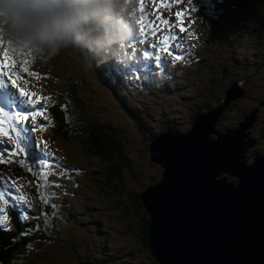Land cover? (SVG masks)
I'll return each mask as SVG.
<instances>
[{
	"label": "rangeland",
	"instance_id": "rangeland-1",
	"mask_svg": "<svg viewBox=\"0 0 264 264\" xmlns=\"http://www.w3.org/2000/svg\"><path fill=\"white\" fill-rule=\"evenodd\" d=\"M65 1L70 2L69 3L70 9L68 13L62 14L65 20V24L69 21L67 20L69 14L73 11H76L79 14L82 10H86L90 16V19L88 20L87 23H81L76 27L75 34L82 35L83 39L81 41H76L75 39H71L70 41L58 42L57 44L54 45L41 43L37 39L38 33L41 31L52 30L51 26L49 25L50 24L49 18L51 17V14L49 13L50 12L49 6L47 10L45 9V7L30 9V10H35L37 14V18L31 23H29L28 26L25 25L27 31L24 40L30 39L32 44L38 46L43 51H47L49 55L46 58H38L34 61L33 70L31 71L30 76L24 81L18 79V75L16 74V84L21 86V87L16 86L17 92L16 93L13 92L16 94L17 97L16 107H5V111L0 114V121H4L3 124H0V127L4 128L6 131L7 130L11 131L16 136H19L20 138L18 139L24 137L23 138L24 140H22L23 144H21L20 142L21 146L30 145V142L34 141V137L37 138L36 144L39 145V148L35 146L37 148L36 149L37 153L35 156L38 155L39 157H41L43 161L47 162V165H50V167L45 166L43 163H41L39 167L37 166L36 167L40 171V174L42 175L41 176L42 179H46V178L48 179L53 176L56 180V183H60L63 179L67 178L69 171L68 169H66L68 165L64 163L66 158V153H64V149H65V146L63 144L64 141L61 140L55 134L53 135L54 132L52 133V130H54V128H58L59 126L53 108L56 106L61 108H68L70 111V115L67 120L72 121V119H74V113L77 110L76 108L77 106L73 100H69V98L66 96L58 97L59 99H62L59 100L56 96L52 95L55 94L53 88L56 85L70 87V85H68L70 81V76H74L73 73L78 70L89 72L91 70L89 61L90 59L97 57L99 51H102L104 55L102 62H99V60L94 62L95 69L98 72V75L97 76L93 75L90 78H88L89 81L87 84L88 92L86 95L85 89L84 88L82 89L81 94L83 95L82 97L84 98H81V100L85 103L87 107L86 110L88 116L92 118V120L98 121L103 124H108L115 131H119L122 137L126 138L127 137L126 134H124V132H122L119 129L118 125L114 123V122H122L120 127L127 132L129 131L128 125L125 122V118L123 116L124 114L123 109L126 106V102L131 103L133 107L146 106V108L152 107L153 111L168 112V116L164 118V121L169 120L170 122L174 123V125L172 126V131H175V133L181 132L183 129H187L186 127L187 125L185 126V128L179 125L180 121H184V123H187V115L179 114L178 110L184 106L183 103L185 102V100L187 102L190 101L189 97L183 94L178 95L177 93L171 91L168 88L167 83L163 84V80H165V77L162 74H156L160 71V68H158V66H161L168 59L177 62L179 64L180 62L187 61L190 58V60L193 63L195 59L201 57L202 54L200 49H205L206 50L205 55H207L211 59V61L214 62L222 61L221 64L222 66L223 64H225L226 60L228 59V57H226V55L224 54L228 52L227 51L228 48L230 50L233 49V47L236 45V42L239 45H242L244 41L250 40L244 43L243 46L246 47V44L252 41L258 51L262 52L264 50V2L263 1L260 3L258 1H253L249 6L248 10L244 8L246 10V11L244 10L246 14L245 19H241V20L237 19L232 23H227V21H224L223 19L219 18L215 26L216 32L210 33V36L215 40L218 39V37H222L223 39L219 47L215 49L214 48L206 49V45L203 44V41L201 40L202 38L200 37V32L202 31V27L204 25L202 23L196 22L199 21V17H191L190 15L185 14L186 12L187 13L194 12V6H193L194 0H187V2H184V0H168L167 2H165V4H162L160 2L157 3L151 0H144V1L142 0H83V2H79V3L75 2V0H65ZM212 1H213L212 4L213 8H215L216 3H220V0H212ZM11 2L12 0H0V8L6 9L7 5ZM141 4H143L144 6L143 12L140 11ZM155 7H157V11L153 10ZM165 9H166L165 12L166 14L164 13ZM148 11L154 13L152 14L151 17L149 16V18L147 17ZM173 12L176 13L179 12L181 13V15L178 17L176 13ZM118 21L123 22L125 24V27H122L121 29H116L115 26ZM139 21H141V23H139ZM164 21H167L168 23H164ZM134 25H139L141 27L143 26V30L149 32V35H147V33L144 31L140 32L141 34L140 35L133 28ZM153 27H155V31H153ZM181 29H183V31H181ZM56 30L59 29L56 28ZM185 33L187 34L183 35ZM235 39H237V41ZM152 40H154L155 42V45L153 47L148 45V42L150 43ZM163 41H167V43L165 44L163 43ZM72 43H75L74 48L71 46ZM86 44H88L87 47ZM11 46H14L13 37L10 39L9 43H6L4 39V31H2L0 28V61H3V67L0 68V72L2 73H4V70L8 68V64H7L8 61L3 60V52L7 50L9 53V58L11 60L13 54ZM169 52H172L173 55H169L168 54ZM20 53L24 57L27 56V53L23 50V48H20ZM246 53H248L246 50L241 49L240 59H242V57H244ZM175 55H179L181 59L179 61L174 59ZM223 56H225V59H223L224 58ZM258 56L263 61L264 56H261L259 54ZM231 62L232 65L235 68H237L238 71L237 79L243 81L235 82L233 88L229 89L230 90L229 98L230 101L232 100L237 101L241 99L240 100L241 104L238 103V107L240 109L241 105L244 106L247 105L245 100L248 98L247 96H245L244 92L247 88V91L249 93V88H250L249 83L250 81H252V78L249 77L246 73L252 74L253 72H249L248 70H246L249 68L248 64L246 62L237 59V57L234 58ZM153 68L155 71L151 70ZM104 69H111V71L113 72L112 74L117 81L115 90L117 92L120 91V96L123 97L124 100L118 99L117 96L114 95L113 91L109 88L110 86L102 78V73H105L106 76H109V74ZM56 72L57 74L54 77V73ZM153 73L156 75L154 76ZM258 73L261 74L260 70H258ZM45 74L51 75V78H49L50 82L49 83L47 82L48 84L44 82V80L46 79V77L44 76ZM154 77H158V78L154 79ZM149 78L153 79L152 82ZM12 80H14V76L12 75L11 71H7L5 81L3 79V75H0V82L4 81L5 85L8 86V90L14 89L12 85ZM60 80H62V82H60ZM140 85H142L141 89H143L142 94L140 93V91H137L139 90L138 86ZM159 85H162L165 88V91L160 92V95L158 94V92L160 91ZM182 86L183 85L181 84L178 85V87H182ZM19 89H23L25 92L28 93H34L35 96L20 97ZM141 95H143V97ZM165 97H167L168 102ZM180 97L185 98V100L181 101ZM21 99L24 100L36 99L37 103L35 108L28 105H21L20 104ZM2 100L3 98H1L0 102H2ZM105 103H107L110 108L115 109L114 111L115 117H113L110 114V110ZM263 103L264 101H262V103H260L254 109H252L249 114H253L256 111L261 110ZM0 106L3 105L0 104ZM146 108H145V114H146ZM186 108L192 110V106H190V104L189 106L186 104ZM213 109H215V112H217V114L220 115L222 110L224 113L228 108H224L222 102H219L216 106L211 107L209 110H213ZM103 111L107 113V116H109L111 120H108L106 122L100 121L101 120L100 114ZM188 111L190 112V110ZM37 112L42 113L41 116H37L35 118V119H41L43 125L41 127H38L35 124L34 120L32 119V114ZM16 113L21 114V119L24 115H28L29 116L28 121L22 122L20 124H16L13 119ZM138 113L139 112L136 111V115H139ZM248 115H246V121L248 120L249 117ZM149 117L153 120L152 115H150ZM221 117L219 118V122ZM235 118H237V116H235ZM138 119L140 123L143 124V122L147 121L148 118L141 116L138 117ZM152 120H151L152 127L154 128L155 123ZM211 121L216 122V118H213V120ZM253 123H258V125L264 124V115L259 116V121L257 119ZM250 124H252L251 121L247 126H250ZM73 125L75 128H78L79 126L78 123H74ZM13 126H15L18 131L13 132L12 131ZM218 126L219 125H215V129ZM110 127L108 128L110 129ZM261 127L262 126H260V130L262 129ZM236 129L237 127L235 129H232L231 131H226L225 136H233L236 132ZM165 130L166 129H163V131ZM9 131L8 133L12 135L11 132ZM145 131H146V126H145ZM145 131H144V135H145ZM257 132L259 133V130H257ZM130 133L127 134L130 135ZM134 133L135 132H133V135L131 136L133 139L135 138ZM215 134L218 135L217 131ZM162 135H164L166 138L187 136L184 134L175 135L170 133H165V134L162 133L161 136ZM189 135L191 137L192 134L189 133ZM234 137L236 138V145L238 146L243 145L244 147L243 150L245 152L248 151L247 148L249 150L252 149V147L250 146L248 147L246 143L247 140L246 136L238 137L237 134ZM139 139L141 142H143L142 138ZM71 140L73 144L79 145V141L75 138V136H72ZM162 140L163 138L160 137V141ZM156 141L157 140L155 139L152 143V152H153V145ZM205 143H207L206 137H205ZM230 146H231L230 141H227L223 149L225 151H228L231 149L229 148ZM45 152L48 153V155L46 156L43 155V153ZM179 152L186 153L185 150H180ZM144 154H145V149H144ZM116 155H117L116 157L120 156V154H116ZM261 157H264V154H261ZM12 158L16 160L19 164L23 163L22 165L25 166L26 162L25 159L23 158L22 153H18L16 156ZM164 160L167 163V167H163V168L167 169L168 173H172L170 170L171 167L167 162L168 161L167 156H165ZM183 160L184 161L179 159V163L183 167V170L185 171L184 168H186L189 165V162L185 158H183ZM143 161H144V157H143ZM59 162L64 164H60ZM91 162L92 161L89 160L88 164H84L83 161V164L89 166ZM214 162L215 161L210 162L208 157L204 160L205 166H208V164L213 166V172L216 170V164ZM254 163L255 162L253 161V162H249L248 164L255 165ZM248 164L245 165L248 167ZM28 165L29 167H31L30 163H28ZM224 166L225 169L222 170L221 174L216 178L217 181L214 182L210 181L209 187L205 185L204 188L201 187L197 188L196 185L194 184V181L192 182L193 179L189 177V175L187 177L185 176L186 183L190 179L193 188L192 189L183 188L182 193L186 195V197L194 198L195 196H197L198 198H196V200L198 202L201 200L204 201L205 199L208 198V200H211L212 202V207L214 209L213 211H217L218 209H220V205H221L219 201H221L222 203L224 202L225 205L229 202V199L226 197V190L223 189L224 187L223 185L227 184L226 181L228 180H223L224 179L223 177L230 176L232 174L233 169H230L228 167L236 168L231 160H228L226 165ZM140 168L141 170L143 169L144 171L143 166H141ZM31 169L33 168L31 167ZM185 174L187 175V173ZM201 174H206V173H201ZM111 175H109L107 181L113 190L115 188H113L111 182L113 183V185H116L117 190L109 196L114 202L126 201L127 196L130 197L136 195L141 191V189L138 188V185L141 186V183L137 184L136 181L134 180L124 181L123 176L121 178L122 183H120L119 180H117L116 178H112L110 182L109 179L111 178ZM5 176H7V174ZM143 178H144V173H143ZM143 178L142 181H139L142 182V184L144 183ZM245 181L246 180L243 175L239 179V181L234 183V185L237 184L238 187H240V185L244 186ZM168 183H174V181L171 180V178H169L166 180L165 184ZM118 184H122V186L119 187ZM260 184L264 185V180L262 179L261 182L259 178V173L255 171L253 180L251 181V185L258 186ZM16 185L17 187L20 188L24 187V185L21 182L19 183L16 182ZM124 189L126 190V193L124 192ZM249 189L250 192L246 189V187H243V190L247 196L246 200L249 202L250 199L254 198L255 196L254 199H257L256 200L257 202H255L254 204H260V203L263 204V200H264V197H262L263 193L255 191V189L251 188L250 186ZM175 191L168 192V190H166L162 192L163 196H161V194H157L155 204L160 203V205H162L163 203L162 197H168L170 199V197L173 196ZM195 192L197 193V195H195ZM204 192H206V196H203L201 194ZM237 192L238 189L235 188L233 193L237 194ZM190 195H194V196H190ZM92 199H88V200H92ZM144 202L142 201L143 205H145ZM91 203H93V205L95 206H99V200H93ZM124 204L125 203L122 204V207H124L123 206ZM192 204H195V201L190 199L185 209L184 208H179V209L180 210L184 209L192 212L194 211V215L200 219L199 223L195 224L194 222L190 223L187 221H183L185 220V217H183V214L179 212L178 217H176L173 220V222L176 223L174 229L175 231H178L179 236L180 235L183 236V227L187 228L193 225V227L191 228L192 229L191 232L188 234L189 237L192 236L193 233L195 234L192 236L190 240L195 241L196 239H199L201 237L203 238L201 242L198 241V243L201 245L197 248L196 251H194L195 259L201 260V262H204L205 264L206 262L204 259L206 257H204V255L207 254L208 244L211 239L206 232L205 229L206 227H204L205 229L204 232H201L199 228H203L202 224H204L205 223L204 221H206V220L204 221L201 220L202 216L206 218L207 216L210 215L206 214L205 216L204 215L199 216V212L205 210H196L199 209L198 205L193 206ZM53 208L56 211V207L53 206ZM126 208H128V206H126ZM209 213L211 214V212ZM12 214L14 217H16L19 220L23 219V214L21 212V209L17 207L13 209ZM91 214L92 212L89 215ZM102 214L103 213L100 211L101 217H103ZM214 217L216 218L217 215L215 214ZM214 217H212L209 220V222L206 223L208 227L214 228L215 225H211V223L214 222ZM35 220L36 221L33 223V230L38 231L36 226L37 223L39 222V217L36 216ZM103 220L105 221V217H103ZM198 224H200V226H198ZM102 227L105 228L104 222ZM237 233L241 234L242 231L241 232L238 231ZM244 233L246 234L247 237H249L250 235L249 242L244 248L254 250L251 244L252 242L251 238L253 233L249 232L248 230H246ZM14 237L15 239H13V242L11 244H20L19 242L21 240L16 235ZM207 240H209L208 243L205 242ZM21 244H24V242H21ZM96 246L97 244H93L92 246H90V249L98 248ZM140 249H141V243H140ZM140 249H139V255H140ZM166 250H167L166 247H162L159 249L156 248L153 249V253H156L159 257H163V256L167 257L169 253H167ZM228 250H229L228 248H225V251L222 250L220 252L216 250L215 254L218 255V253H220L221 256L223 253L228 252ZM254 251L255 252L253 253H257L256 256H258L260 252L262 253L264 252V249L254 250ZM150 252L152 253L151 250ZM36 254H43V253L34 251L32 252L31 256ZM109 254L110 256L111 255L117 256L118 253L109 252ZM134 254L137 256V253L134 252ZM256 256L253 255L252 257L250 255L249 256L247 255L244 262H246L247 264L255 263L257 261ZM90 258L92 259V256H90ZM165 261L166 263L170 262L168 257L165 258ZM171 262L173 261L171 260ZM75 264H89V262L88 260L85 259V261L80 260ZM133 264H140V263H138L137 259H135ZM223 264L226 263L223 262Z\"/></svg>",
	"mask_w": 264,
	"mask_h": 264
},
{
	"label": "trees",
	"instance_id": "trees-1",
	"mask_svg": "<svg viewBox=\"0 0 264 264\" xmlns=\"http://www.w3.org/2000/svg\"><path fill=\"white\" fill-rule=\"evenodd\" d=\"M167 1L168 0H163L161 3L164 4ZM196 1L198 3L197 8L199 10L196 14L202 15L205 18L210 17L208 19H202L204 27H202V31L200 32V37L202 38L201 40L206 45V49L213 46L218 47V44H220L223 39L222 37H219L217 40L218 43H216L210 36V19L220 16L224 21H227V23L231 22L233 19H228L227 13L223 11L221 7H219V9L222 10L221 13L216 12L217 8L216 6L213 8L212 0ZM221 1L223 2V0ZM231 1L234 4L233 6L237 7L239 5V2L235 0ZM6 9H8V12L6 13H8L9 17L5 26L6 28H9L14 23L22 25V22H27L26 24H28L31 20L37 18L35 10H14L9 9L8 7ZM45 9L47 10L48 6L45 7ZM210 12H212L211 16ZM49 13L52 14L51 11ZM149 13L150 11H148V14ZM55 14H61V12H56ZM77 15L78 12L73 11L69 14L67 20H70ZM150 15H152V12ZM50 20V25L55 28V25L58 24V19L53 18ZM122 25L124 24H121L118 21L115 28L120 29ZM53 28L52 30H55ZM12 30L14 34H19L15 35L16 37L14 38L21 39L24 36L19 33L16 26H14ZM154 43L155 42L152 40L148 44L153 46ZM14 45H16V41L14 42ZM87 46L88 44H86V47ZM201 50L202 52L206 51L205 49ZM240 53L241 47H239V44L236 42V45L228 54V59L222 66V61L214 62L205 56L195 59L193 63L189 60L186 62V65L193 67L190 74V77L193 79V86H186L184 88H171L172 84L170 80L172 79V74L178 71L175 63L168 62L163 64L162 72L165 76L163 84L167 83V86L172 89L173 92L187 95L190 99V101L187 102L185 98L180 97L181 101L185 100V102L183 103L184 106L182 109L178 110V113L181 115H187L188 123L187 125L184 121H180V126L185 128L187 125L186 127L188 128L191 122L194 123L195 118H197L203 110L210 109L211 107L217 105L223 96L226 97V91L233 87L235 80H237L238 71L237 68L232 65L231 61L236 57L241 60ZM45 55L46 52L41 48L34 44L31 45L28 57L25 59L21 57L19 61L16 62V71L21 74L23 79L28 78L30 76V70L26 67L27 62L24 63V61H28L30 58L43 57ZM98 55L99 56L97 58L94 57L93 59H90L89 62L91 70L89 72L78 70L73 73L74 76H70V81L68 83L70 87H63L61 85L55 86V96H66L69 100H73L77 106V110L74 113V119H72V121H68L67 119L70 115L69 109L55 107L54 113L57 117L56 120L59 126L58 128H54L53 132L61 139H65L67 143H72L71 138L72 136H75V138L79 141V146H83L87 150V153L85 154L81 150L84 164H88L89 158L92 160L89 166L84 165L83 163H73V161L69 159L66 161L68 171L77 177L72 179L71 182L74 183V181H77L81 184V186H83L82 199L81 201L73 199L72 203H74V205L72 208L66 214H63L61 219L56 224L48 225V223L53 220V217L44 215V217L47 218V222L46 224H43L39 221L36 226L38 231L33 230V223L36 220L29 223V225L25 224L22 227V230H19L14 225V220L8 219L7 225L2 226L4 230H0V264H75L80 260L85 261V259L88 260L89 264H133L135 259H137L140 264H158L150 252L149 212L140 200V192H149V189L145 188L143 185H138V188H140L141 191L139 192L138 190L139 193L137 196H127V200L123 202H114L109 196L117 190L116 185H113L111 182L112 178H116L120 183H122L120 180L123 176L124 181L134 180L137 184H140L139 181H142L143 173L144 183L149 181L151 182L153 180L155 181L162 175V166H159L160 164L150 159L152 152L150 145L156 137L159 136L162 130L158 127L154 129L152 127V123L146 121L149 129L146 127L145 131V126L140 123L138 117L144 116L148 118L149 113H152V115H154L152 121L155 124L164 127L170 125V128H172L174 123L169 120L164 121V118L168 116V112L153 111L152 107L146 108V106L133 107V105L128 102H126V106L123 109V116L126 119L125 122L128 125L129 131L127 132L120 127L122 122H114L118 125L119 129L126 134V138L122 137L119 131H115L108 124L92 120V118L88 116L85 103L81 100V98H84L82 97L83 95L81 94V91L84 88L85 94L87 95V84L89 82L88 78L93 75H98L94 62L100 59L102 53L99 52ZM262 62L264 63V60ZM257 65L258 63L256 62V65L246 69L249 72H253L252 74L246 73L252 78V81L249 83L250 94L248 99L245 100L247 105H241L239 112H237L239 109L238 103L241 104V101H233L236 104H230V107H228V109L224 112V116L220 119L219 124L222 130H224V134H226V131H231L237 127V120L233 117L234 112L238 117V121L240 123H244L246 121V115L251 112L249 111V107L252 105L258 106L259 102L264 100V68L261 70L259 69L261 72V74H259ZM104 70L109 74V76L102 73V78L110 86L109 88L113 91L114 95L118 96L120 100H124V98L120 96V91H115L117 81L112 74L113 72L111 69ZM60 82H62V80H60ZM141 86L142 85L138 86L139 90L137 91H140L142 94L143 89H141ZM159 87L160 91L158 94L160 95V92H164L165 88L162 85H159ZM190 90L193 91V96L190 94ZM141 96L143 97V95ZM105 104L109 108L110 114L115 117V109L110 108L107 103ZM186 104L188 106L190 104V106H192V110L186 108ZM188 110H190V112ZM136 111L139 112L138 114L140 116L136 115ZM156 113L158 114L155 115ZM258 113L259 116L264 115V107L261 108V112ZM100 119V121L103 122L111 120L104 111L100 114ZM74 123L79 124L78 128L74 127ZM250 126L254 127L251 129L253 132L251 138L257 139L258 146L252 147L250 152H248V155L245 156L244 160L246 165L253 161L256 155L261 156V154H264V124H262L261 130L258 123H252ZM108 127H110V129ZM255 129H259V133L256 132ZM133 132H135L134 139L131 137ZM127 133H130V135ZM188 133L182 132L181 134L186 135ZM9 137L14 136L9 133L8 135L0 134V141L4 142L3 144H0V152L9 146L14 148V143ZM139 138H142L143 142H141ZM210 139H215V136H211ZM143 148L145 149V154ZM31 151H34L33 147H31ZM116 154H120V156L116 157ZM9 160L10 157L6 154L4 156H0V161L8 162ZM138 163H141L140 166ZM141 166H143L144 171L143 169L141 171L138 170ZM19 171L21 177L23 178V183L31 188L32 180L30 178V174L25 171L23 167H19ZM109 175H111L109 180L113 188H115L114 190L110 187L107 181ZM230 177L231 175L224 176L223 178L225 179ZM230 181L234 183V179L231 178ZM118 185L119 187L122 186V184ZM37 186L39 194L40 187L38 184ZM48 189L49 186L42 188L41 199L47 204V206L43 205L42 208L45 212H54L55 216V209L48 206V204L51 200L55 207L60 206L58 204L59 200L57 199L58 195L50 190L49 193L51 196H49ZM124 192L126 193L125 189ZM87 197L90 199L93 198L92 200H99V206H93L94 212H92L91 215L87 214V210H82L79 204V202H88V204H90V200H88ZM127 201L129 203H127ZM123 203H125L124 207H122ZM91 204L93 205V203ZM127 204L128 208L125 207ZM17 208L21 209L20 207ZM100 211L103 213L102 215L105 217V221L103 220V217L100 216ZM0 212L5 214L1 210ZM37 214L42 217L40 210ZM0 219H2V217H0ZM103 222L105 224V228L102 227ZM15 235L21 240L19 242L20 244H11L13 239H15ZM21 242H24V244H21ZM139 242L141 243V249ZM93 244H97L96 247L98 248L90 249V246ZM34 251H38L43 254L31 256ZM109 252H116L118 254L117 256H110ZM134 252L137 253V256ZM90 256H92V259Z\"/></svg>",
	"mask_w": 264,
	"mask_h": 264
},
{
	"label": "water",
	"instance_id": "water-1",
	"mask_svg": "<svg viewBox=\"0 0 264 264\" xmlns=\"http://www.w3.org/2000/svg\"><path fill=\"white\" fill-rule=\"evenodd\" d=\"M52 9L61 10V11L67 10V8L61 6V4L59 3H53ZM228 96H230V93L228 94ZM221 102L224 108L229 107L231 104L229 97L222 99ZM222 114H223V110L221 111L220 115L217 114V112H215V109L203 110L201 114H199V116L195 118L194 123L192 122L193 127L191 126L192 128L190 127L189 129L187 128L188 131L184 130L185 133H188V132L191 133L192 134L191 137L188 133L186 134L187 136L185 137L177 136L176 138L175 137L166 138L165 140H162L161 142L156 143V145L154 144L155 146L153 145V152H152L153 155H151V160L154 162L160 163L162 165L163 174L161 175L160 179L158 178L155 181L154 180L151 181L150 184L148 183L149 185H153L151 186V188H148L149 192L147 193L140 192V194H141L142 199L145 201L144 207L148 210L149 213H152V215L157 219V221H160V219L158 218L159 214H161V212H165L166 214L169 215V221L173 222L175 218H172V214L175 208L185 209L190 199L195 201V204H192L193 206H196L199 204V202L196 200V198H198L197 196H195L194 198L186 197V195H184L183 193H181V196L179 198H175L174 196H171L170 199L168 197H162L163 198L162 205H160V203L155 204L157 194H161V196H163L162 192L166 190H168V192L175 191L177 187H180L185 184V176L187 177L189 175V177L193 179L192 182L194 181V184L196 185L197 188L199 187L204 188L205 185L209 187L210 181L211 182L217 181L216 178L221 174V171L225 169L224 165H226L228 160H231L233 165L236 168L228 167V166L226 167L233 169L232 174H239L241 173V171H247L248 169L250 170L248 172L251 173V175L253 176H254V172L257 171L259 173V178L261 182H262V179L264 180V159L254 161L255 165H251V166L248 165L249 168L245 165L244 159H245V156L248 155L249 151L245 152L243 150L244 149L243 145H241V147L236 145V138L234 137L235 135H237L236 132L235 134L233 133L234 134L233 136L225 137V134L223 133L224 130H222L219 124L220 123L219 118L221 117ZM248 116H249L248 120L241 124L238 131H243L244 129H247V125L249 124L250 121L252 122L258 119L257 114L255 115L249 114ZM213 118H216V122L211 121L213 120ZM215 125H219V126L215 129ZM216 131L218 135L215 134ZM175 135H178V134H175ZM211 136H215V139L214 140L210 139ZM243 136H246L248 140L249 136H251V133L244 130ZM205 137L207 138V143H205ZM216 137H217V140H216ZM227 141H230L231 146L229 148L231 149L228 151H225L223 148ZM167 147L171 149V153H174V155H178L180 160L184 161L183 158H185L189 162V165L186 168H184L185 171L183 173L174 176L172 173H168L167 169L163 168V167H167V163L164 160L165 156H168L167 151H166ZM179 150H185L186 153L179 152ZM85 153H87L86 149H85ZM207 157L210 162L215 161L214 163L216 164V170L214 172H213V168L210 169V171L207 170V166H205L204 164V160ZM185 173H187V175ZM201 173H206V174H201ZM242 175L243 174H239L238 177H242ZM165 177H166V180L171 178V180H173L174 183L165 184L166 180L164 181V183H162L161 181ZM241 194H243V199H244V195L246 193L244 192L243 189H241V191L238 190L237 194L235 195H238V197L241 198L242 197ZM190 196H194V195H190ZM219 203H221L220 205L221 208L220 210L218 209V211H216L217 217L216 218L214 217V222L211 223V225L216 226V227L214 226V228L216 229V234L213 240L216 241L219 246H221L218 249H223V250H225V248L229 249L228 252H225L224 257L219 262L220 264H223V262L227 264V256H229L231 258L230 264H247L246 262H244L247 255L248 256L250 255L252 257L253 255L256 256L257 253H253L255 252L254 250L264 249V230H262V232L258 235L257 232L260 230L258 228V230L253 234L254 236L252 235L251 244L254 250L244 248L245 246L242 245L243 246L242 248L244 249L239 248L238 251H235L234 246L235 247L238 246V242L242 241V239L240 235L237 236L236 232L227 230V228L221 222H219L220 220L224 221L226 219L227 217L226 212H228V205H229V204L224 205L221 201H219ZM79 204L82 210L88 211L87 212L88 214L93 211L91 209L93 208V206H95L92 204L90 205L88 203L79 202ZM159 207L161 208L162 211H160ZM198 207L199 209H196V210H205V211H200V212H204L203 214L204 216L206 214L210 215V216H207L206 218L203 216L201 218L202 221L206 220L204 222L208 223L209 220L213 217L211 215L213 211H210L209 209L207 210V203L206 202L204 203V201L201 204H199ZM188 209H191V208H188ZM190 212L194 214V211L193 212L190 211ZM209 212H211V214ZM199 220L200 219L197 218L194 221V223L195 224L199 223ZM183 221H187L186 218ZM156 224L157 222L153 220L151 217L150 226H149V232H150L149 242L151 245L150 250L152 251V255L155 258L156 262H158V264H166L165 258L167 257H164V256L159 257L156 253H153V249L158 248L156 246L157 244L163 245L167 240L166 239L167 236L161 230H159V228L155 227ZM198 226H200V224H198ZM192 227L193 225L185 228V230L188 233H190ZM188 233L183 232V238L184 237L188 238L189 237ZM152 235H153V238H152ZM161 240H163L164 242H162ZM211 242L212 240H210V244ZM235 254L237 255V258ZM207 256H216V254L215 252H213V253L207 254L206 257ZM256 257H257V261H259L261 257L264 258V252L263 253L260 252V254ZM257 261L251 264H256ZM193 262H194L193 264H197L199 263V260L193 259ZM213 263L214 262L205 263V264H213Z\"/></svg>",
	"mask_w": 264,
	"mask_h": 264
},
{
	"label": "bare ground",
	"instance_id": "bare-ground-1",
	"mask_svg": "<svg viewBox=\"0 0 264 264\" xmlns=\"http://www.w3.org/2000/svg\"><path fill=\"white\" fill-rule=\"evenodd\" d=\"M156 145V143H155ZM154 145V146H155ZM167 151V162L169 164V166L171 167L170 170L173 173V175H179L181 173L184 172L183 167L180 165L179 163V157L178 155H174V153H171V149L170 148H166ZM180 151V150H179ZM181 157V156H180ZM160 164V163H158ZM161 166V164H160ZM213 166L209 165L207 166V170L210 171V169H212ZM247 169V171H241L240 174L244 175V178L247 182L252 181L253 180V176L251 175V173H249ZM233 179V176L231 175L230 179ZM186 180V179H185ZM234 183H232L230 180L227 182V188L229 190H231V188H233ZM183 187L185 189H192L193 186L191 184V182L188 180V182L185 184L177 187L176 191L174 193V197L175 198H179L181 196V193L183 192ZM251 188H254L255 191L261 192L264 195V190H263V185L260 184L258 186H252ZM241 191V189H240ZM250 192V190H249ZM195 194L197 195V193L195 192ZM203 196L204 194L201 193ZM242 197L239 198L238 195H235V193H231L229 195V205H228V212L227 213V217L226 219L223 221H219L221 222L226 228L227 230H230L232 232H238V231H242V233H244L246 230H248L251 233H255L258 228L260 229L257 234L259 235L262 230H264V211L262 210V204H253L250 201L248 202L246 200L247 196L244 195V199H243V194H241ZM262 195V196H263ZM140 200L141 202L144 200L142 199V197L140 196ZM255 198V196H254ZM252 198V199H254ZM257 200V199H256ZM160 211L161 208L159 207ZM261 211V212H260ZM179 212H181V214H183V217L186 218L187 222L193 223L196 219L197 216H195L193 213H191L188 210H184V209H179V208H175V210L173 211L172 214V218H176L179 215ZM260 212V213H259ZM204 214V212H199V216H202ZM148 215H150L152 217L153 220H155L157 222L156 226L157 228H159V230H161L166 236H167V240L164 245H159L157 244L156 246L158 248H162V247H166V251L167 253H169L167 255V257L170 259L169 263L166 264H176V263H181V264H193V259H195V255H194V251L197 250V248L201 245L198 243V241H202L203 238H199L194 240H190L192 238V236L187 238H183V236H179L178 235V231H175L174 227H175V222H171L169 221V215L166 214L165 212H161V214H159V219L160 221H157V219L152 215V213H148ZM149 216V219L151 220V217ZM219 220V219H218ZM203 228H199L201 232H204L206 229V232L208 234V236L210 237V239L212 240L211 244L210 241L207 240L205 241L206 243H208V250H207V254L216 252V250L218 252L222 251L223 249H218L219 246L217 244L216 241L213 240V238L215 237L216 234V229L212 228V227H208L206 223L202 224ZM204 227H206L204 229ZM192 230V229H191ZM183 232L188 233L185 228L183 227ZM238 234L241 236L242 241L238 242V246H234L235 251H238L239 248L243 249L242 245L246 246L249 242V238L246 236V234ZM162 242H164L163 240H161ZM220 244V243H219ZM203 247V246H201ZM171 251V253H170ZM225 251V250H224ZM190 253V254H189ZM206 254V255H207ZM223 253L220 256V253H218V255L216 256H207L204 255V257H206L204 260L206 263H210V262H214L213 264H220V260L224 257ZM193 257V259H192ZM171 260L173 262H171ZM197 261V260H196ZM199 262H201V260H199ZM231 262V258L229 256H227V264H230ZM197 264H204V262L201 263H197ZM256 264H264V258L261 257L259 259V261H257Z\"/></svg>",
	"mask_w": 264,
	"mask_h": 264
},
{
	"label": "clouds",
	"instance_id": "clouds-1",
	"mask_svg": "<svg viewBox=\"0 0 264 264\" xmlns=\"http://www.w3.org/2000/svg\"><path fill=\"white\" fill-rule=\"evenodd\" d=\"M62 2V0H12V2L11 3H9L8 5H7V7L9 8V9H14V10H21V9H37V8H41V7H47V6H50L52 3H61ZM75 2H77V3H79V2H83V0H75ZM194 2H195V6H196V9H198L197 8V1L196 0H194ZM260 3V2H259ZM250 5H251V3H250ZM249 5V6H250ZM249 6H247V9L249 8ZM151 17V16H150ZM90 19V16H89V14H88V12L86 11V10H82L76 17H73L72 19H70L63 27L62 26H60L59 25V30H46V31H41V32H39L38 33V35H37V39L41 42V43H46V44H50V45H54V44H57L58 42H66V41H70L71 39H75L76 41H81L82 39H83V36L82 35H79V34H75V32H76V27H77V25H79V24H81V23H87L88 22V20ZM35 19H33V20H31L30 21V23L32 22V21H34ZM51 22V20H49V23ZM27 23V22H26ZM25 22L22 24V26H24L25 27V25H27L28 26V24H26ZM50 25V24H49ZM51 26V25H50ZM12 28H14V26L13 25H11L8 29H12ZM26 29V28H25ZM154 41V40H153ZM252 42V41H251ZM253 43V42H252ZM75 43H72L71 45H74ZM254 44V43H253ZM154 45H155V43H154ZM255 46V45H254ZM255 51L257 52V54H259V55H261V56H264V50L261 52V51H258L257 49H256V47H255ZM166 62H164L163 64H165ZM162 64V65H163ZM192 69H193V67L191 68V70L189 71V74H191V71H192ZM237 81H243V80H239V79H237V80H235V82H237ZM186 86H193V79L190 77L189 79H188V82H187V85ZM186 86H184V87H186ZM184 87H182V88H184ZM169 88V87H168ZM233 87H231V89H232ZM230 89V88H229ZM227 90L226 91V97L228 96V94L230 93V90ZM245 96H247V98L249 97V94L250 93H248V91H247V88H246V90H245ZM248 93V94H247ZM190 94H192V96H193V91L192 90H190ZM184 95V94H183ZM187 96V95H186ZM233 101H236V100H232V105L235 103V102H233ZM238 101H240V100H237L236 102H238ZM264 101V100H263ZM260 103H262V101H260L259 102V104ZM236 104V103H235ZM57 107V106H56ZM255 107H257V106H254V105H252V106H250L249 107V111H251L252 109H254ZM264 107V103H263V105H262V108ZM55 108V107H54ZM54 108H53V110H54ZM57 108H60V107H57ZM206 110H209V109H206ZM240 110V109H239ZM239 110L237 111V112H239ZM247 111V110H246ZM248 112V111H247ZM258 112H261V110H258V111H256L255 113H253L252 115H255V114H257V116H258V118H259V113ZM55 114V113H54ZM235 116H236V114H235V112H234V114H233V117H234V119L235 120H237V123H236V125H237V129H236V133L238 134V137H241V136H243L244 135V130L245 131H247V132H249V133H251V136H252V134H253V132L251 131V129L252 128H254L253 126L251 127V126H247V129H244L243 131H238V129H239V127L241 126V124H242V122L240 123L239 121H238V117L237 118H235ZM55 117H56V115H55ZM57 118V117H56ZM246 118V117H245ZM257 120V119H256ZM255 121V120H254ZM254 121H252V123L254 122ZM34 122L36 123L37 122V119H35L34 120ZM187 125H188V123H186ZM255 124V123H254ZM192 126V122H191V124H190V126L189 127H191ZM260 126H262V124H260ZM155 129H156V127H158L159 129H161L162 130V132L159 134L160 135V137L161 138H163V140H165L166 139V137L164 136V135H162L161 136V134L163 133V134H165L164 132H166V131H168L169 129H171L170 127V125H168L167 127H164V126H160V125H158V124H155ZM163 129H166L165 131H163ZM184 130H186V129H183L182 130V132H184ZM257 130H259V129H257ZM257 130L255 129V131L257 132ZM251 136H249V138H248V140H247V145H248V147L250 146V147H255V146H258V141H257V139L256 138H251ZM159 137V136H158ZM158 137H157V139H158ZM226 137V136H225ZM16 138H17V136H16ZM158 142H161L160 141V138L158 139ZM240 147H241V145H240ZM150 148L152 149V147L150 146ZM247 150L250 152V150L247 148ZM151 155H153L152 154V152H151ZM151 155H150V159H151ZM81 156H79V158H80ZM261 159H264V157H261V156H258V155H256L255 157H254V160L253 161H258V160H261ZM89 160L90 161H92L90 158H89ZM253 161H251V162H253ZM162 166V165H161ZM138 170H140L141 171V168L139 167V169ZM163 170V169H162ZM240 174V173H239ZM239 174H231L232 176H233V179H234V183H236L237 181H239V179L241 178V177H238V175ZM167 176V175H166ZM243 176V175H242ZM253 176V175H252ZM161 178V177H160ZM159 178V179H160ZM68 179H70V180H72V179H74V177L73 176H71L70 178H68ZM235 179H238V180H235ZM166 180V177L164 178V179H162V183H164V181ZM223 180H230V178H225V179H223ZM228 181H226V182H228ZM141 183V185H143L145 188H151V186H153V185H149L150 184V181L149 182H147V183H143L142 184V182H140ZM149 183V184H148ZM223 183H225V182H223ZM245 185H247V186H245ZM224 187H223V189L224 190H226V197L229 199V195L231 194V193H233L234 192V189L235 188H237L238 190H240V189H243V187H246V189L249 191L250 189H249V186L250 187H252V185H251V181H249V182H247V181H245V183H244V186H241L240 185V187H238L237 186V184L236 185H233V188H231V190H229L228 188H227V184H225V185H223ZM142 193H147V192H143L142 191ZM204 194V196H205V194H206V192H204L203 193ZM246 195V194H245ZM262 197H264V195L262 196ZM203 201L201 200V201H199V204H201ZM207 203V210L209 209L210 211H213L214 209H213V207H212V202H211V200H208V198L207 199H205L204 200V203ZM250 202L251 203H255V202H257L256 201V199H250ZM127 203H129V202H127ZM229 203V202H228ZM227 203V204H228ZM198 204V205H199ZM223 204H224V202H223ZM225 205V204H224ZM260 205H261V203H260ZM124 206V205H123ZM223 206V205H222ZM262 211H264V200H263V204H262ZM125 207H126V205H125ZM221 208V207H220ZM220 210V209H219ZM218 211V210H217ZM215 214L217 215V213H216V211H213L212 212V216L214 217L215 216ZM237 233V232H236ZM237 234H239V233H237ZM232 246H233V244H232Z\"/></svg>",
	"mask_w": 264,
	"mask_h": 264
},
{
	"label": "snow or ice",
	"instance_id": "snow-or-ice-1",
	"mask_svg": "<svg viewBox=\"0 0 264 264\" xmlns=\"http://www.w3.org/2000/svg\"><path fill=\"white\" fill-rule=\"evenodd\" d=\"M184 2H187V0H184ZM140 11L143 12L144 11V6L143 4H141L140 6ZM176 15L179 17L181 15V13H176ZM139 23H141V21H139ZM164 23H168L167 21H164ZM153 31H155V27H153ZM181 31H183V29H181ZM141 32H143V26L141 27ZM163 43H167V41H163ZM169 55H173L172 52H169L168 53ZM158 59V57H157ZM174 59L176 60H180L181 57L179 55H175L174 56ZM3 60L4 61H8L9 62V66H11L12 64V60H10L9 58V53L7 50H5L3 52ZM27 61H24V63H26ZM3 67V61H0V68ZM0 75H4V73L0 72ZM12 85L13 86H16V81L15 80H12ZM19 96L20 97H34L35 94L34 93H28V92H25L23 89H19ZM0 97L3 98L2 102H0V104H2L3 106H0V113H3L5 111V107H16V94L11 92L10 90H8V86L3 84V82H0ZM36 99H27V100H24V99H21L20 100V104L21 105H28V106H31L33 108H35L36 106ZM42 113H34L32 114V119L35 120V118L37 116H41ZM14 121L16 124H20L22 122H27L28 119H29V116L28 115H24L21 119V114L20 113H16L15 117H13ZM4 121H0V124H3ZM12 131L13 132H16L18 131L16 129L15 126H13L12 128ZM0 134H3V135H8V132L0 127ZM4 142L3 141H0V144H3ZM31 146L30 145H25V146H21L20 144H16L14 146V149L12 146H9V147H6L3 149L2 152H0V156H4L5 154L8 156V157H14L16 156L18 153H23L26 157L29 155V152H28V149L30 148ZM37 147L39 148V145H37ZM43 155H48V153H43ZM37 167H39L41 165V163H43L45 166H48L50 167V165H47V162L46 161H43L41 157L37 156L36 159H34L32 161ZM39 175V173H37ZM5 188H13L15 192H21V188L20 187H16L15 186V182H5ZM9 201H16V204H12L11 207L15 208L17 207L18 205L20 204H28L29 201L23 196V195H20V196H15L13 195L12 191H5L4 189H0V202H2L6 207L9 206ZM23 212V215H24V219L27 220L30 213L28 211L27 208H24L22 210ZM0 217H2V219H0V230H4L2 226H6L7 223H8V217L6 214H3L2 212H0Z\"/></svg>",
	"mask_w": 264,
	"mask_h": 264
},
{
	"label": "flooded vegetation",
	"instance_id": "flooded-vegetation-1",
	"mask_svg": "<svg viewBox=\"0 0 264 264\" xmlns=\"http://www.w3.org/2000/svg\"><path fill=\"white\" fill-rule=\"evenodd\" d=\"M136 196H137V194H136Z\"/></svg>",
	"mask_w": 264,
	"mask_h": 264
}]
</instances>
